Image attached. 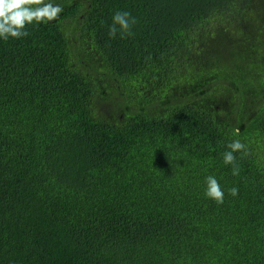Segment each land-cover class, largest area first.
<instances>
[{"label":"trees","instance_id":"16d2710c","mask_svg":"<svg viewBox=\"0 0 264 264\" xmlns=\"http://www.w3.org/2000/svg\"><path fill=\"white\" fill-rule=\"evenodd\" d=\"M55 2L0 40V264H264V0Z\"/></svg>","mask_w":264,"mask_h":264},{"label":"clouds","instance_id":"9594fccd","mask_svg":"<svg viewBox=\"0 0 264 264\" xmlns=\"http://www.w3.org/2000/svg\"><path fill=\"white\" fill-rule=\"evenodd\" d=\"M63 11L61 4L55 0H0V40L9 38L19 39L28 35L27 28L30 25L47 24L56 19ZM135 18L126 10H117L112 16V24L109 26V36L115 37L131 35V29ZM223 153V162L231 166L233 175H239L240 168L236 163V154L247 155V145L239 139H234L227 145ZM206 197L216 203H223L225 192L220 182L214 175L205 178ZM233 197L237 196L239 189L236 186L228 189Z\"/></svg>","mask_w":264,"mask_h":264},{"label":"rangeland","instance_id":"374dc122","mask_svg":"<svg viewBox=\"0 0 264 264\" xmlns=\"http://www.w3.org/2000/svg\"><path fill=\"white\" fill-rule=\"evenodd\" d=\"M210 47H211L212 49H214V50L217 49V48H219V46H214L213 44H211Z\"/></svg>","mask_w":264,"mask_h":264}]
</instances>
